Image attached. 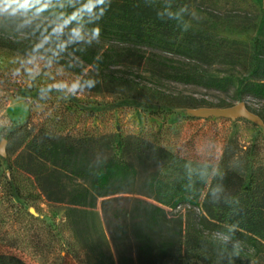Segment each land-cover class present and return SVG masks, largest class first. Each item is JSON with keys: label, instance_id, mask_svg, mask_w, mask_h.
<instances>
[{"label": "trees", "instance_id": "16d2710c", "mask_svg": "<svg viewBox=\"0 0 264 264\" xmlns=\"http://www.w3.org/2000/svg\"><path fill=\"white\" fill-rule=\"evenodd\" d=\"M253 1L250 6H258L262 12L259 21L218 17L222 25L256 26L260 34L252 49H232V42L223 36L214 41L218 55L232 52L230 63L242 74L236 92L264 99V0ZM86 3L39 0L35 5L14 4L0 12V48L43 56L79 75L82 85L93 80V89L103 86L163 108H200L211 103L167 95L116 75L113 67L153 61L158 70L171 68V78L178 81L220 90L232 83L230 75L208 79L186 66L169 67L154 58L163 56L160 52L172 56L199 52L201 45L188 40L194 29L187 24L189 11L183 9L181 0H106V5L97 6L91 14L83 8ZM100 7L106 11L97 19ZM97 24L101 34L95 40L91 30ZM73 29H79L82 38L74 36ZM119 37L133 43L127 49L128 59L117 43ZM105 39L113 43L107 44ZM59 48L69 50L77 64L56 53ZM257 116L264 124V110ZM18 129L29 157L26 170L35 176L47 200L67 205L68 225L92 264H184L185 259L207 264H264V163L251 160L250 151L237 140H227L216 164L182 157L140 140L138 158L147 154L156 163L139 185L136 166L116 152L111 154L101 138L59 134L44 126L33 131L23 125ZM11 136L8 133L5 139ZM119 149L117 144L116 151ZM10 172L7 178L13 179V169ZM67 178L77 182L69 184ZM99 202L115 256L89 231L86 215ZM0 264L26 262L5 253L0 254Z\"/></svg>", "mask_w": 264, "mask_h": 264}, {"label": "rangeland", "instance_id": "374dc122", "mask_svg": "<svg viewBox=\"0 0 264 264\" xmlns=\"http://www.w3.org/2000/svg\"><path fill=\"white\" fill-rule=\"evenodd\" d=\"M181 1L183 9L189 11L187 24L194 29L188 40L201 45L199 52L175 56L160 52L163 56L154 58L169 67L186 66L208 79L230 75L232 83L227 89L175 80L170 76L171 68L158 70L153 61L126 62L113 69L116 75L135 79L167 95L208 101L211 105L207 107L163 108L103 86L89 88L88 84H80L79 75L43 56L0 48V145L12 133L5 146L6 156L0 154V254L19 256L26 264H92L81 240L68 225L67 205L47 200L35 176L26 170L30 164L22 130L18 129L22 125L31 131L44 126L59 134L101 138L111 154L116 152L136 166L139 185L156 163L147 154L138 158L140 140L182 157L216 164L227 140L232 138L250 151L251 160L264 163V124L260 119L210 112L211 108L234 107L240 102L255 115L264 110V99L236 92L237 78L242 74L230 63L232 52L218 55L214 41L223 36L232 42V49L250 51L260 34L258 28L222 25L218 17L259 21L261 10L250 6L253 0ZM111 39L104 41L113 43ZM117 41L127 54L125 58L131 57L127 49L133 43L127 38ZM56 53L77 64L69 50L59 48ZM10 165L13 179L7 178ZM66 181L77 182L69 178ZM126 196L146 198L140 194ZM86 220L93 238L115 256L100 202L96 209H89ZM184 264L207 263L185 259Z\"/></svg>", "mask_w": 264, "mask_h": 264}, {"label": "clouds", "instance_id": "9594fccd", "mask_svg": "<svg viewBox=\"0 0 264 264\" xmlns=\"http://www.w3.org/2000/svg\"><path fill=\"white\" fill-rule=\"evenodd\" d=\"M38 2L39 0H0V12L11 9L14 4L30 3L35 5ZM107 3H110V0H107ZM99 5H106V0H87V3L83 6V8L86 9L87 12L91 14L93 13V9H95ZM26 10L27 9H25V11ZM105 11H106L105 7H100L98 10L99 14L97 16V19L101 18L105 14ZM13 14L15 13L13 12ZM91 31H92V38L98 40L101 34V29L99 24L95 25ZM73 34L77 38H82L80 36L79 29H73ZM94 85H95V81L93 80L88 81L89 88L94 87Z\"/></svg>", "mask_w": 264, "mask_h": 264}, {"label": "water", "instance_id": "95a60500", "mask_svg": "<svg viewBox=\"0 0 264 264\" xmlns=\"http://www.w3.org/2000/svg\"><path fill=\"white\" fill-rule=\"evenodd\" d=\"M211 113H218L227 117H238V116H247L250 118H255L257 117L259 119V117L257 115H255L254 113H252L251 111H249L244 102H240L238 105L234 106V107H228V108H211L210 110ZM7 143V139H3L0 145V154L2 156H6V151H5V146Z\"/></svg>", "mask_w": 264, "mask_h": 264}]
</instances>
